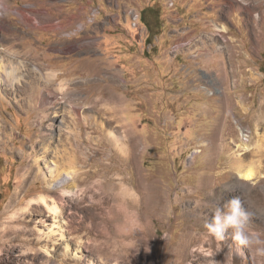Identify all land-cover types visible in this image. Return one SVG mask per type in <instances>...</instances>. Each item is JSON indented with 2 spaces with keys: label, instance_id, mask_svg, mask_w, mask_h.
Instances as JSON below:
<instances>
[{
  "label": "rangeland",
  "instance_id": "1",
  "mask_svg": "<svg viewBox=\"0 0 264 264\" xmlns=\"http://www.w3.org/2000/svg\"><path fill=\"white\" fill-rule=\"evenodd\" d=\"M2 1L0 46L25 67L0 96V264H264L256 246L235 250L231 229L217 242L204 228L240 196L264 239V0ZM31 83L62 96L58 120L38 123ZM101 87L114 117L92 108ZM70 105L100 126L85 128L88 161L64 167ZM124 106L131 155L124 168L115 156L112 189L93 151L111 130L121 140ZM67 171L77 188L56 187Z\"/></svg>",
  "mask_w": 264,
  "mask_h": 264
},
{
  "label": "bare ground",
  "instance_id": "2",
  "mask_svg": "<svg viewBox=\"0 0 264 264\" xmlns=\"http://www.w3.org/2000/svg\"><path fill=\"white\" fill-rule=\"evenodd\" d=\"M1 1L2 0H0V5L4 9H7L8 7L3 6ZM4 9H3V11H5ZM222 29H224L223 26L221 28L219 27V30L222 31ZM8 37H9V35H8ZM15 50L16 49L13 50L12 48H3L0 46V96L3 98L5 96L2 95V92L4 90L9 89L10 87L12 88L13 84L15 82L19 81V79H20L19 76L21 74V71L23 70V67H25L23 62L19 58H16V54H15L16 51ZM22 74H24V73H22ZM60 87L64 88V91H66L64 84H61ZM29 88L32 89L31 98H29V99L32 100L31 103L33 102V107L35 109H38V110H36L37 118L39 119L38 123L42 124L43 121L45 120V118H48V117L52 121L58 120V117L60 115L59 113L61 111V107L63 106V105H61V102H63L62 96L58 97L57 91L50 89L48 87H45V86H37L34 83H31ZM33 91L39 92L38 94H36V97L32 95ZM96 94H95V97H93V95H92L93 98H91L90 96H89V98L92 99V104H93L92 108L94 110H96L97 113L101 114V113L105 112V113H108L110 117L111 116L114 117L116 113L118 114V112H117V111H119V109L117 108L118 105L115 102L114 96L111 95L114 93L105 95L104 93H102V87H101V89L98 91V94L97 95ZM65 107H63V109H62V112H63L62 116L64 118H66V121L68 122L67 123L68 127L71 126V128L69 127L68 130L63 129L64 131L63 132L61 131V134H58V135H60L59 141L61 142L60 144H63V145L69 144L70 141H72V142H74L73 143L74 148L73 149L71 148L70 151H67L66 149L65 150L61 149V152H59L60 150L58 149L59 150L58 152L60 154L58 156L57 161L60 165H62L64 167L70 166L73 163L74 159L72 160V156L75 157L77 159V161H80V162H81V160L83 162L88 161L87 157L90 156V150L87 149L84 151L83 148L81 147V145L86 141H88L89 144H94V143H93V138L91 136L87 135V137H84L85 128L91 127L95 131L96 128L94 126H96V127L100 126L99 125L100 121L98 123V121L95 119L83 120L81 115H80L81 111L79 112L78 106L70 105V107L73 108V110H75L77 117L69 116L68 114H69L70 110L68 108L66 109ZM122 109L123 110H120V111L123 114L122 119L124 120V122H123V127H124L123 129L124 130L122 131L123 135H122L121 140L118 141V137H117L116 133L111 130L110 132L103 134L102 135L103 137H100L97 140L95 150L93 151L94 152L93 157H95V158L99 155H102V154L105 157L109 158V161L104 162L102 168L100 169V172H101L100 175L104 177V184L107 187L112 188V189H114L117 186V183L115 182V176H114L116 174L115 171L117 170L116 169L117 165L115 164V156L121 157L120 158L121 159V165H122V168H124L123 165L125 163L126 164L129 163L130 155H131V148H132V146H130V141H131V136H130L131 133H130V128H129L130 126L127 122L128 118L126 117V111L127 110H125V106ZM70 113H73V112H70ZM111 119H110V121H112ZM80 122H82L81 125H80ZM65 123L66 122H64V124ZM86 123H88V126L85 125ZM46 136H47L46 133H44V134L42 133V134H40L38 140L43 142V140L46 139ZM104 136H106V138ZM102 139L104 141L106 140L105 145L107 147V151L100 147V143L102 142ZM37 143H39V142H37ZM92 148L89 147V149H91V151H92ZM116 151L120 152V154H118ZM82 155L84 157H81ZM74 163H77V162H74ZM59 166L55 165V167L53 166V168L50 169V172L53 173L54 177H58V176L62 175L61 169L59 170ZM127 167H128V165H127ZM30 170H31V166L29 165V169H28L29 174H31ZM242 174L246 178H251L253 176V171L246 170ZM60 178L61 179L56 178V179H58L56 187H58V188L59 187L60 188L65 187V189H66L67 185H71L72 183H75V185L72 184L73 185L72 187L75 186L77 188V185L80 183V181L82 179L76 172L74 173V172H68V171H67L65 177H63V178L60 177ZM127 179H128L127 177H124L122 179V182L124 183V185L121 186V189L124 193L129 192L127 185H125L126 183H128Z\"/></svg>",
  "mask_w": 264,
  "mask_h": 264
},
{
  "label": "clouds",
  "instance_id": "3",
  "mask_svg": "<svg viewBox=\"0 0 264 264\" xmlns=\"http://www.w3.org/2000/svg\"><path fill=\"white\" fill-rule=\"evenodd\" d=\"M199 206L200 202L197 201ZM253 216L254 213L244 206L240 196L232 197L212 209L211 219L204 224L206 236L221 242L231 229V239L237 252L256 246L257 254L264 255V246H261L264 245V239H261V233L252 228ZM192 251L195 253L197 247H193Z\"/></svg>",
  "mask_w": 264,
  "mask_h": 264
},
{
  "label": "trees",
  "instance_id": "4",
  "mask_svg": "<svg viewBox=\"0 0 264 264\" xmlns=\"http://www.w3.org/2000/svg\"><path fill=\"white\" fill-rule=\"evenodd\" d=\"M153 7H148V8H144L141 11V15H140V19L142 20V22H144L145 24L148 23V20L146 18V14H147V10H151ZM154 9V8H153ZM157 14V12H156ZM149 33L151 34V32H153V28L152 27H148Z\"/></svg>",
  "mask_w": 264,
  "mask_h": 264
},
{
  "label": "built area",
  "instance_id": "5",
  "mask_svg": "<svg viewBox=\"0 0 264 264\" xmlns=\"http://www.w3.org/2000/svg\"><path fill=\"white\" fill-rule=\"evenodd\" d=\"M137 14H134L133 15V18H137ZM79 27V25L77 26V28ZM70 34V33H69ZM240 135H241V137L243 138V139H246L247 138V130H245L244 128H241V131H240Z\"/></svg>",
  "mask_w": 264,
  "mask_h": 264
},
{
  "label": "crops",
  "instance_id": "6",
  "mask_svg": "<svg viewBox=\"0 0 264 264\" xmlns=\"http://www.w3.org/2000/svg\"><path fill=\"white\" fill-rule=\"evenodd\" d=\"M148 7H150V6H146V7H144V8H148ZM144 8H142V10L144 9ZM59 26V25H58ZM148 29V28H147ZM149 31V30H148ZM159 32V34L161 33V30L160 31H157L155 34H157Z\"/></svg>",
  "mask_w": 264,
  "mask_h": 264
}]
</instances>
